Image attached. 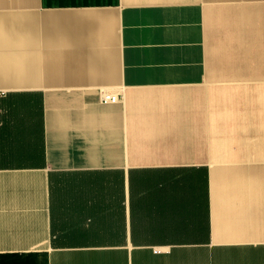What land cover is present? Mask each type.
I'll return each instance as SVG.
<instances>
[{
	"label": "crops",
	"instance_id": "crops-1",
	"mask_svg": "<svg viewBox=\"0 0 264 264\" xmlns=\"http://www.w3.org/2000/svg\"><path fill=\"white\" fill-rule=\"evenodd\" d=\"M0 92V264H264V0H0Z\"/></svg>",
	"mask_w": 264,
	"mask_h": 264
},
{
	"label": "built area",
	"instance_id": "built-area-1",
	"mask_svg": "<svg viewBox=\"0 0 264 264\" xmlns=\"http://www.w3.org/2000/svg\"><path fill=\"white\" fill-rule=\"evenodd\" d=\"M0 94H1V92H0ZM102 96H103L102 97V102L104 104H106V103H117L118 102V97L117 96L111 95L109 93L103 94Z\"/></svg>",
	"mask_w": 264,
	"mask_h": 264
}]
</instances>
